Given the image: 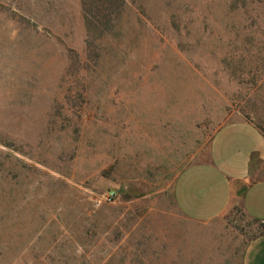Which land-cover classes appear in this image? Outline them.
Wrapping results in <instances>:
<instances>
[{"label": "rangeland", "instance_id": "obj_1", "mask_svg": "<svg viewBox=\"0 0 264 264\" xmlns=\"http://www.w3.org/2000/svg\"><path fill=\"white\" fill-rule=\"evenodd\" d=\"M239 119L264 131V0H0V264H240L262 223L191 233L172 194Z\"/></svg>", "mask_w": 264, "mask_h": 264}, {"label": "crops", "instance_id": "obj_2", "mask_svg": "<svg viewBox=\"0 0 264 264\" xmlns=\"http://www.w3.org/2000/svg\"><path fill=\"white\" fill-rule=\"evenodd\" d=\"M263 161L261 128L245 119L220 126L210 140L207 157L185 166L174 181L173 199L193 226L191 233H203V227L235 205L249 218L264 222V177L251 178L253 163ZM188 248L185 253H210ZM240 264H264V233L247 241Z\"/></svg>", "mask_w": 264, "mask_h": 264}, {"label": "trees", "instance_id": "obj_3", "mask_svg": "<svg viewBox=\"0 0 264 264\" xmlns=\"http://www.w3.org/2000/svg\"><path fill=\"white\" fill-rule=\"evenodd\" d=\"M259 127V126H258ZM260 128V127H259ZM262 223V225H263V227H264V222H261ZM262 233H264V229L261 231V232H259L257 235H259V234H262ZM256 236V235H255Z\"/></svg>", "mask_w": 264, "mask_h": 264}]
</instances>
